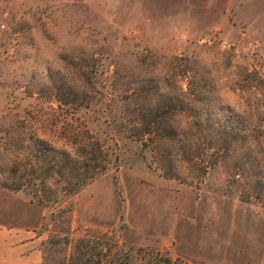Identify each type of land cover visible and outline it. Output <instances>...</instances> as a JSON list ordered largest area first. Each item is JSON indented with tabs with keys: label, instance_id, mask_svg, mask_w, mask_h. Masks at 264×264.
I'll return each mask as SVG.
<instances>
[{
	"label": "rangeland",
	"instance_id": "obj_1",
	"mask_svg": "<svg viewBox=\"0 0 264 264\" xmlns=\"http://www.w3.org/2000/svg\"><path fill=\"white\" fill-rule=\"evenodd\" d=\"M0 226L42 264H264V0H0Z\"/></svg>",
	"mask_w": 264,
	"mask_h": 264
},
{
	"label": "trees",
	"instance_id": "obj_2",
	"mask_svg": "<svg viewBox=\"0 0 264 264\" xmlns=\"http://www.w3.org/2000/svg\"><path fill=\"white\" fill-rule=\"evenodd\" d=\"M150 126V124H148ZM159 126V123H153L152 124V130H156ZM146 131L144 130L143 133ZM37 144H35L34 147V160H36L40 165H36V168L38 170H41L43 167H40L41 165H46L47 168H45V173L46 176L40 179L39 181H36L35 179L33 180V183H30L29 187V193L31 194L32 199L37 203L41 205H48L50 202V196L48 193L45 191V187L47 185V180L51 177L50 173V165H49V159L51 158L50 156V148L44 141L37 139L35 140ZM144 142V141H142ZM89 146L91 145V148L93 147L94 144L89 143ZM100 152L104 153L102 155V159L98 161V157L95 154L83 155V157L78 158L74 156H69L67 154V160L69 162V168H70V173L72 174V179H67V187H65L64 191L67 194H74L77 193L83 186L86 184L92 182L96 177L99 175L103 174L106 172L109 168V164H111V159L109 158L113 156V152H107L104 150V148L99 149ZM94 151V149L91 150V152ZM114 161H116L117 157L113 156ZM4 186L8 188H13L15 190L19 189L20 187H12L11 185L4 184ZM52 203V202H51ZM162 264H174L169 261H164Z\"/></svg>",
	"mask_w": 264,
	"mask_h": 264
},
{
	"label": "crops",
	"instance_id": "obj_3",
	"mask_svg": "<svg viewBox=\"0 0 264 264\" xmlns=\"http://www.w3.org/2000/svg\"><path fill=\"white\" fill-rule=\"evenodd\" d=\"M0 264H42L37 237L31 231L19 235L0 226Z\"/></svg>",
	"mask_w": 264,
	"mask_h": 264
}]
</instances>
